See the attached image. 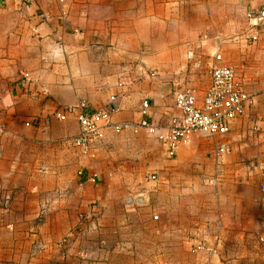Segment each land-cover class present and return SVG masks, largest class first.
Masks as SVG:
<instances>
[{"label": "crops", "instance_id": "0c3cea01", "mask_svg": "<svg viewBox=\"0 0 264 264\" xmlns=\"http://www.w3.org/2000/svg\"><path fill=\"white\" fill-rule=\"evenodd\" d=\"M236 1L0 0V264H264V34H240ZM205 36L256 102L226 137L197 133L172 156L159 135L174 83L210 87ZM100 109L124 129L83 153L78 117ZM143 119L162 129L135 132ZM92 203L84 257L62 259L63 217Z\"/></svg>", "mask_w": 264, "mask_h": 264}, {"label": "built area", "instance_id": "2783aa9c", "mask_svg": "<svg viewBox=\"0 0 264 264\" xmlns=\"http://www.w3.org/2000/svg\"><path fill=\"white\" fill-rule=\"evenodd\" d=\"M247 22L249 29L255 31L250 38L253 41L258 40L261 34H264V0H250L247 9ZM213 58L210 67V87L202 99L195 87L187 85L185 82L174 83L175 106L178 112L171 116L170 127L163 132L165 134L159 135L161 139L166 141L172 156L176 154L181 145L190 144L193 135L197 133L211 137H226L233 122L243 117L247 109L255 102L253 95L243 87V82L238 77L235 68L225 63L223 55L216 51ZM24 80L29 82L31 79L26 76ZM114 98L112 96V99ZM144 106L145 109L149 108L148 100L144 102ZM57 117L65 120L67 118L66 112L58 111ZM111 119L109 109H100L93 113H81L78 117L81 131L75 139L76 146L83 153L88 154L96 141L105 137L107 128L113 127L117 132L124 129V125L114 124ZM133 128L135 132L145 128L152 133L162 129L147 119H143ZM4 131V127L0 126V135ZM218 151L221 157L228 154L230 152L229 143L227 141L220 143ZM2 157L3 152L0 149V160ZM153 178L156 180L157 176H153ZM128 202H131L130 198ZM38 247L42 248V246Z\"/></svg>", "mask_w": 264, "mask_h": 264}, {"label": "rangeland", "instance_id": "374dc122", "mask_svg": "<svg viewBox=\"0 0 264 264\" xmlns=\"http://www.w3.org/2000/svg\"><path fill=\"white\" fill-rule=\"evenodd\" d=\"M245 3H246L245 0L236 1L235 2V7L231 9L232 18L236 21L237 26L239 27L240 34H242L243 31H246V29H247L246 27H248V25L246 23V15H245V12H244ZM241 7H243V12L240 11ZM205 40H206L205 46L208 47V48H211L210 49L211 50L210 51L211 54H214L216 51H219L221 53V50L219 48L220 45H217V44H219L218 41L212 40V37H207V36H205ZM204 52L206 53V49L204 50ZM205 53H203L204 56H208V57L211 56V57H213V55H211V54H205ZM258 61H259V63H261V65L263 67L264 66V56H263V58L258 59ZM252 66H253V69L258 68L257 65H252ZM238 77L240 78V80H242L243 87H244V81H245L244 78H245V75H244V77L238 75ZM253 97L255 99V96L254 95H253ZM130 194L131 193H128L126 197H129L131 200H133V195H130ZM127 203H128V201H127ZM91 205L92 206H87V207L79 206L78 207V209H77V215L74 217V219H75V222L73 223L74 225L73 224L71 225V223H70L67 226V224H68L67 218L66 217H63V218H65V220H63V221L66 223V225H64V224H61L60 225V233L63 236L60 237L55 242L50 243V245L52 247H56V246L58 247V246H60L59 248L61 249V258L62 259L67 258V256L70 255L71 252H74V251L76 252L77 257H79V258H83L84 257V254L85 253L83 251V244L82 243H79L78 241L81 242L80 238H81V236H83L84 231L86 230L85 224H86L88 218H90V217H96V216H92V215L89 216V214H88L90 212L93 213L94 212L93 209H95L97 207V204L92 203ZM79 208H81L80 209L81 211L78 212ZM125 213H130V212L125 211ZM44 221H45V218H42V217H39L38 218V224L39 225L41 223H43ZM70 227H72V229ZM92 229L93 230L97 229L94 222L92 223ZM45 234L46 233H44V235ZM46 239L48 241L49 238L46 237ZM61 241L63 242V244L61 243ZM73 241H74V243H73ZM261 241L264 242V239L261 240ZM47 245H48V243L47 242H44V238L43 239L39 238L37 242L36 241L34 242L33 251L42 250ZM38 246H42V248L41 247H38ZM204 246L205 245L203 243H197V244H195L193 246L192 250L194 252H198V251L204 250L205 249ZM55 256L58 257V255H55Z\"/></svg>", "mask_w": 264, "mask_h": 264}]
</instances>
